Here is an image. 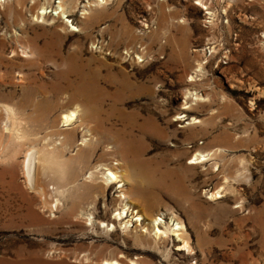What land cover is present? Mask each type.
I'll list each match as a JSON object with an SVG mask.
<instances>
[{"label":"rangeland","instance_id":"1","mask_svg":"<svg viewBox=\"0 0 264 264\" xmlns=\"http://www.w3.org/2000/svg\"><path fill=\"white\" fill-rule=\"evenodd\" d=\"M12 1L0 3V264H264V0H111L93 19L75 0L70 23L54 15L61 0L44 20L34 15L46 0H26L12 23ZM68 69L105 102L71 100ZM77 104L74 127L86 122L100 144L71 160L79 128L64 180L41 169L29 182L27 152L59 143ZM5 105L20 146L3 131ZM201 152L209 161L189 164ZM101 164L125 185L90 179ZM217 189L226 196L211 198ZM122 194L145 220L116 218ZM155 218L184 222L193 252L158 239Z\"/></svg>","mask_w":264,"mask_h":264},{"label":"bare ground","instance_id":"2","mask_svg":"<svg viewBox=\"0 0 264 264\" xmlns=\"http://www.w3.org/2000/svg\"><path fill=\"white\" fill-rule=\"evenodd\" d=\"M33 1H34V4L37 3V0H33ZM49 1L50 0H46V2L43 3V5L40 7L39 11L37 12L38 16L34 15L35 19L42 18L44 20L46 18L47 14L49 12L47 10V8H48L47 4L49 3ZM69 1H71V0H69ZM109 1H111V0H88L87 4H85L83 6L85 8L83 11V15H85L84 18L85 19H89V18L93 19V18L97 17V15L101 12L98 8L106 5L107 3H109ZM6 2H7V0H0V3H2L3 5H5ZM26 3H27L26 0H13L12 3L8 4V6H7V7L11 8L10 10L13 11V14H11V13L8 14L7 10H5L4 13L6 15L8 14L5 17V19L11 18L12 23H15L16 22L15 20L17 19V17L23 16L22 9L27 6ZM200 3H201V1H200ZM78 4H81V3L78 1L75 2V0L71 1V2H68L67 0H61L59 2L57 9H56L57 12L54 15H60V16L63 15L65 22L70 23L71 21H70V19H68L70 16L69 14L76 12V8L78 7ZM69 27H72V31L77 32L78 28L75 27L74 25H71V26L69 25ZM24 53H25L24 55H26V53H32V55H33L34 51L32 49H31V51H28V49H27L24 51ZM67 73H68L69 77H71L70 76V74H71L75 78V80L73 82L75 84V86L73 89L71 100L72 99L76 100V101L78 100L77 102H79V98H80L81 100H85V103L88 106H89V104H91L97 100H98L97 102H99V103L105 102L104 101L105 99L102 98L103 96L100 97L98 93L96 94V93L92 92V90H91L92 82L90 80L91 78L90 79L88 78V80H87V78L85 76H83L82 73H81L82 74L81 75L77 72L72 71L71 69H68ZM87 81H89V83ZM199 99L201 100V98H199ZM196 101H198V100H196ZM203 101H205V100H203ZM80 107H81V105L77 104L76 109H71V110H68V111L61 114V122H63V126L66 127V132L64 133V136L61 137V140L59 139L60 140L59 143H57L55 145L46 144V145H43L41 147H39V145L31 146V148L27 152L26 159H25V170H26L25 173H26V177L28 178L29 182L33 183V181H35V185H38V184H36L37 178L35 176V172L37 171L36 175L37 174L40 175L38 170H41V169L43 170V171L42 170L41 171L44 174H48V175H49L50 171H53L54 174L57 176L56 177L57 179L59 178L60 180L61 179L64 180L63 179L64 174L61 171V169H63V167H62L63 165H61V164H66V162H67L64 160L65 152L67 150L71 149V145H72L73 141L75 140L74 136H75L76 132L78 131V129L85 126L83 129V131H84L87 128L86 122L85 123L82 122L81 125H79L78 127H74L79 122L80 118H83V117H80V110H79ZM0 111H1V108H0ZM2 111H4V113L7 116V119L10 121V125L6 124V126L3 130V131H9L12 138H13L12 141L10 142L11 143L10 146H12V147H13V145L20 146L21 142L22 141L24 142L25 137H26L22 133L23 128H22V125L20 123L21 120L19 122L20 124L16 121L19 117L16 119L17 113L12 107L5 105L4 108L2 109ZM178 119H180V118H178ZM199 122L200 121H196V119L193 118L192 123L190 122V124H195V123L197 124ZM99 144H100V141L95 138L92 131L88 127L86 132H85V135L82 138V140L77 145V147H78L77 153L75 154V156H73V158H71V160H81V159L85 158L86 155H84V153H85V151H87V148L90 147V148L95 149L96 147H98ZM15 149H17V148H15ZM123 149L125 152L124 154H126L127 152H128L127 154L134 152L133 151L134 150L133 143L125 144L123 146ZM201 153L195 154L194 157L192 158L193 159L192 162H190L189 164L198 165V164H202V163L204 164V162L206 163V161H209V159H208L209 156L207 158V155H204L203 153L202 154ZM215 154L216 153H214L213 155H215ZM209 155H210V153H209ZM213 155H211V156H213ZM64 170L65 169H63V171ZM119 170L116 167L112 166V168H111V167H107L104 164H101V165L97 166L95 168V170L90 173L89 178L92 180H94L95 178L97 179V177H98L97 174L100 173V174H102L103 180L101 182L103 184L109 185V184H113V183L124 182V184L121 186V187H123L125 185V182H126L125 175H127V174L121 173V170L120 171ZM54 174H52V175H54ZM227 180H229V179H227ZM31 186H33V185H31ZM99 187L104 189L103 185H99ZM221 191H222V189H217V191H215L214 193L211 194V198H214L217 200V199H221V198L225 197L226 195L225 194H224L225 196L222 195ZM223 191H224V189H223ZM58 192L63 193V190L62 191L58 190ZM121 196L124 198V206H123L122 210L117 214L116 218H118L119 220L120 219L123 220L125 218H128L129 216H132V220L135 219L138 222H140V221L142 222L143 220H145V218H144L145 215H142V214H140L141 212L135 211L133 209L134 206L129 202V200H127V195L122 194ZM160 222H164V220H162L161 218H159V219L155 218L154 220L152 219L149 222V225H151V227H153V231H156L155 235L158 239L167 238V237H170L172 235L176 236V237H178L179 240H182L181 243L183 244L182 247L184 248V250H187L189 253L193 252L194 249L191 248L189 238L185 235V232H186L185 228L186 227H185V224H183L184 222H181V221L176 222L174 220L173 221L174 223L172 225H170V224L168 225L167 223L164 222V227H163L164 229H162V227H160ZM128 223H131V220L125 222V225L127 226ZM187 235H188V233H187ZM104 264H121V263H120V261L113 259V261L108 260V261L104 262ZM134 264H136V263H134Z\"/></svg>","mask_w":264,"mask_h":264}]
</instances>
